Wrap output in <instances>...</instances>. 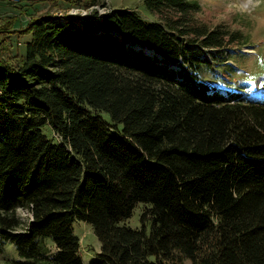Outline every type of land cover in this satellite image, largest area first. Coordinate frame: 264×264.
<instances>
[{
	"label": "trees",
	"instance_id": "obj_1",
	"mask_svg": "<svg viewBox=\"0 0 264 264\" xmlns=\"http://www.w3.org/2000/svg\"><path fill=\"white\" fill-rule=\"evenodd\" d=\"M100 2L32 19L24 59L0 60V239L21 257L8 264H83L75 221L101 244L91 264H264V101L199 74V48L226 33L197 30L191 49L176 24L100 17ZM139 203L141 228L121 225Z\"/></svg>",
	"mask_w": 264,
	"mask_h": 264
},
{
	"label": "rangeland",
	"instance_id": "obj_2",
	"mask_svg": "<svg viewBox=\"0 0 264 264\" xmlns=\"http://www.w3.org/2000/svg\"><path fill=\"white\" fill-rule=\"evenodd\" d=\"M85 1L0 0V60L18 65L24 59L25 43L30 39L25 27L29 21L51 15L65 22L68 14L87 15L89 10L83 7ZM191 1L196 2L199 7L187 15L170 7L155 12L148 11L145 0H101L99 6L94 8L98 10L100 17L114 8H130L148 21L163 25L176 24L177 30L186 32L187 40L192 41L185 44L191 49L201 45L195 33L197 30L219 29V32H225L221 48H199L200 58L209 60L200 64V77L211 84L215 92L226 98L234 93H242L251 100H261L264 97V0ZM137 49H143L151 57L162 58L149 48L137 46ZM172 67L179 70L176 65ZM147 206L149 204L139 203L131 216L120 224L134 229L141 228V215ZM17 214L27 222L28 214L24 210H19ZM72 226L74 233L81 239L83 264H91L100 253L101 244L90 224L75 221ZM19 259L21 257L16 244L0 239V264ZM180 264L192 262L183 258Z\"/></svg>",
	"mask_w": 264,
	"mask_h": 264
},
{
	"label": "bare ground",
	"instance_id": "obj_3",
	"mask_svg": "<svg viewBox=\"0 0 264 264\" xmlns=\"http://www.w3.org/2000/svg\"><path fill=\"white\" fill-rule=\"evenodd\" d=\"M261 100H264V97H263V98H261Z\"/></svg>",
	"mask_w": 264,
	"mask_h": 264
}]
</instances>
